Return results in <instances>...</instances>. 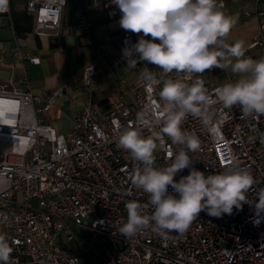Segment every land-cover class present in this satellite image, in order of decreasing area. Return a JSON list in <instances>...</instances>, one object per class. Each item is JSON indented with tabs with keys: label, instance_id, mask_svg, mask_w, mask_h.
<instances>
[{
	"label": "built area",
	"instance_id": "obj_1",
	"mask_svg": "<svg viewBox=\"0 0 264 264\" xmlns=\"http://www.w3.org/2000/svg\"><path fill=\"white\" fill-rule=\"evenodd\" d=\"M65 4L66 0H29L33 33L51 36L60 26ZM92 4L103 5L107 17L119 25L121 13L111 0H93ZM217 4L220 8L224 5L220 0ZM88 7L72 29L91 28L92 22L85 16ZM243 14L259 23V32L247 48H261L264 57V0H248ZM10 18L7 3L0 11V24ZM119 29L121 51L112 61H102L103 72L120 70L127 63L122 49L136 43L135 33L120 25ZM5 54L1 52L0 65ZM9 54L30 64L40 63L38 57L23 54L19 46ZM136 67L140 72L148 67L160 77L156 65L144 61ZM98 68L95 59L85 65L82 82L87 96L82 109L73 113L72 128L65 134L57 133L47 121L64 87L36 96L25 68L16 80L0 82V104L6 105L0 109V233L7 235L13 249L12 264H83L69 247L75 238L71 225L90 230L96 237L101 235L99 239L110 244L100 254L101 264H264V213L257 217L248 204L221 217L202 211L183 235L169 232L160 236L150 227L132 237L118 231L127 221L125 204L129 200L141 203L145 214L152 213L148 195L131 183L136 165L117 142L124 128L138 126V113L153 118L163 104L159 97L162 86L149 89L141 81L137 89L122 79L118 91L110 93L104 104H97L92 94ZM170 75L188 83L196 78L184 73ZM235 80L233 77L229 82ZM220 86L205 85L213 99ZM128 93L132 95L130 102L124 99ZM240 115L239 108L228 110L216 103L209 106L206 118L188 115L181 127L199 138V149L189 152L196 169L206 175L229 165L251 170L256 184L248 199L253 201L258 189L264 187V144L250 137L264 133V116L241 119ZM152 134L143 128L145 137ZM157 143L162 146L154 154L155 166L170 165L182 146L172 144L167 136ZM188 174L186 168L174 179L179 181Z\"/></svg>",
	"mask_w": 264,
	"mask_h": 264
},
{
	"label": "clouds",
	"instance_id": "obj_2",
	"mask_svg": "<svg viewBox=\"0 0 264 264\" xmlns=\"http://www.w3.org/2000/svg\"><path fill=\"white\" fill-rule=\"evenodd\" d=\"M111 3L121 13L122 29L143 34L136 43L122 49L123 57L131 67L144 61L158 66L159 78L148 67L140 72L139 78L149 89L162 86L159 97L163 101L153 118L138 113V126L124 128L119 134L117 147L127 150L136 165L131 183L148 195L152 213L145 214L141 203L129 200L125 204L127 221L118 231L132 237L150 227L160 236L169 232L183 235L200 212L221 217L231 215L234 207L242 209L244 204L250 205L260 217L264 213V187L258 189L255 200L248 199L256 184L251 170L229 165L223 171L206 175L196 169L189 152L199 149V138L181 125L188 115L206 118L209 106L216 103L228 110L239 108L241 119L264 116V57L256 60L246 56L247 48L241 40L228 42L236 18L222 11L217 0H111ZM6 6L7 0H0V11ZM214 68L230 70L237 79L217 87L213 99L200 74ZM174 72L196 78L188 83L172 77L170 74ZM145 127L153 134L145 137ZM163 136L182 147L170 165L157 167L154 154L162 146L157 141ZM250 139H259L264 144V133ZM168 156L173 157V153ZM186 168L189 174L176 181L174 177ZM255 222L258 224L259 220ZM12 251L7 235L0 233V264H12Z\"/></svg>",
	"mask_w": 264,
	"mask_h": 264
},
{
	"label": "crops",
	"instance_id": "obj_3",
	"mask_svg": "<svg viewBox=\"0 0 264 264\" xmlns=\"http://www.w3.org/2000/svg\"><path fill=\"white\" fill-rule=\"evenodd\" d=\"M93 0H66L63 7L60 26L52 31L51 36H37L33 33L34 18L28 12L29 0H7L10 9V21L3 20L0 24V57L4 64L0 65V81L12 78L16 80L25 68L31 82V91L36 96H43L60 87H64L63 94L58 96L50 108L49 124L59 133L65 134L72 128V115L82 109L87 92L84 89L82 75L85 65L90 59H95L99 68L96 78V87L92 99L97 104H104L106 97L118 91L120 80H125L127 86L138 87L142 81L139 78L138 68L123 65L113 73L103 72L100 69L102 61H112L121 51L120 29L116 20L107 17L103 5H93ZM224 3L221 10L227 15L236 18L228 42L241 40L246 48L259 32V23L256 19L244 17L248 8V0H220ZM92 22L88 30L75 27L84 14ZM20 16L31 18L32 27L28 32H18L14 22ZM7 22L8 26H1ZM136 42L143 34H135ZM151 39V37H145ZM90 41L92 44H89ZM158 42V41H157ZM19 46L25 55L38 57L39 64H30L27 60L13 58L9 51ZM263 55L261 48L248 49L246 56L260 59ZM237 77L230 70L214 68L203 73L205 85L215 87L223 85ZM138 89V88H137ZM131 93L124 96L126 102L131 101ZM91 264V259H90ZM101 264V262H99Z\"/></svg>",
	"mask_w": 264,
	"mask_h": 264
},
{
	"label": "rangeland",
	"instance_id": "obj_4",
	"mask_svg": "<svg viewBox=\"0 0 264 264\" xmlns=\"http://www.w3.org/2000/svg\"><path fill=\"white\" fill-rule=\"evenodd\" d=\"M1 26L6 27L8 24L7 22H4ZM71 229L75 238L73 242L69 244V247L72 250H77L78 253H84L88 255L91 259V264H99V262H101V252L104 250V248L109 247L110 244L97 238L90 230L80 228L75 225H71Z\"/></svg>",
	"mask_w": 264,
	"mask_h": 264
},
{
	"label": "trees",
	"instance_id": "obj_5",
	"mask_svg": "<svg viewBox=\"0 0 264 264\" xmlns=\"http://www.w3.org/2000/svg\"><path fill=\"white\" fill-rule=\"evenodd\" d=\"M32 21L31 18H24L23 16H20L16 19L14 22V28L18 32H28L31 30ZM74 253H78L77 250H72Z\"/></svg>",
	"mask_w": 264,
	"mask_h": 264
},
{
	"label": "water",
	"instance_id": "obj_6",
	"mask_svg": "<svg viewBox=\"0 0 264 264\" xmlns=\"http://www.w3.org/2000/svg\"><path fill=\"white\" fill-rule=\"evenodd\" d=\"M97 237L101 238V235H98ZM78 256L83 260V264H90V258L88 255L84 253H78Z\"/></svg>",
	"mask_w": 264,
	"mask_h": 264
},
{
	"label": "bare ground",
	"instance_id": "obj_7",
	"mask_svg": "<svg viewBox=\"0 0 264 264\" xmlns=\"http://www.w3.org/2000/svg\"><path fill=\"white\" fill-rule=\"evenodd\" d=\"M5 107H6V105H4V104H3V105H2V104H0V109H2V110H3Z\"/></svg>",
	"mask_w": 264,
	"mask_h": 264
}]
</instances>
